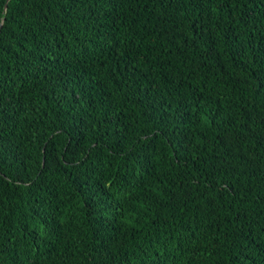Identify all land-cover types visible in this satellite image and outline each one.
I'll return each instance as SVG.
<instances>
[{"label":"trees","instance_id":"1","mask_svg":"<svg viewBox=\"0 0 264 264\" xmlns=\"http://www.w3.org/2000/svg\"><path fill=\"white\" fill-rule=\"evenodd\" d=\"M0 264H264V0H0Z\"/></svg>","mask_w":264,"mask_h":264}]
</instances>
